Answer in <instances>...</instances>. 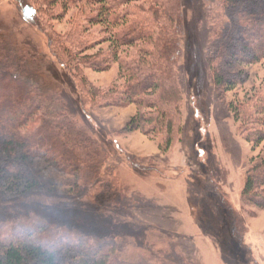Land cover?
Masks as SVG:
<instances>
[{
    "label": "rangeland",
    "instance_id": "rangeland-1",
    "mask_svg": "<svg viewBox=\"0 0 264 264\" xmlns=\"http://www.w3.org/2000/svg\"><path fill=\"white\" fill-rule=\"evenodd\" d=\"M18 1L0 0V103L16 91L25 93L31 107L26 138L35 142L49 137L61 149L48 151L45 158L29 155L15 162L0 141V224L7 228L36 217L93 240L115 239V233L123 232L129 240L127 259L134 262L153 261V250L169 264H264V208L241 197L245 172L253 158L264 154V141L248 142L230 108L232 102L238 105L264 95V59L250 64L237 56L224 58L219 62L223 81L213 79L209 59L216 51L213 28L218 27L220 0H180L175 68L183 96L182 131L167 152L158 148L155 135L143 130L146 107L100 106L83 92L78 77L55 57L46 32L24 18ZM149 3L139 4L146 8L140 18L148 19ZM96 7V39L109 38L101 32L104 9L100 3ZM131 12L137 15L134 8ZM74 13L67 5L60 8L51 21L54 29L67 32ZM137 43L116 49L134 61L131 53H139ZM101 48L112 49V42L88 52ZM84 74L102 89L130 78L119 62L105 70L85 67ZM227 82L234 88L228 89ZM53 111H64V117ZM79 136L86 138L83 146L64 145L68 137ZM95 148L98 160L100 155L103 159L100 175L106 182L111 174L119 176L122 189L111 192L107 185L108 201H99L94 209L73 190L81 178L74 162L80 169L90 167L93 161L86 154ZM20 162L25 163L24 172L15 166ZM50 197L56 200L44 201ZM226 200L248 226L245 245L232 235ZM4 251L0 243V256Z\"/></svg>",
    "mask_w": 264,
    "mask_h": 264
},
{
    "label": "trees",
    "instance_id": "trees-1",
    "mask_svg": "<svg viewBox=\"0 0 264 264\" xmlns=\"http://www.w3.org/2000/svg\"><path fill=\"white\" fill-rule=\"evenodd\" d=\"M31 1H18L24 18L46 32L55 57L67 71L78 77L75 80L82 86L83 92H87L91 100L100 106L137 103L146 107L143 113V130L147 134L155 135L161 151H170L180 139L182 131L180 109L183 96L175 68L180 50V0ZM146 2H150L148 19L140 18L145 15L146 8L139 4L145 5ZM97 3L102 5L105 16L101 32L109 34V38L106 36L96 39L98 31L94 26L99 17ZM64 5L72 7L75 13L69 30L59 33L51 21ZM131 8L135 9L136 16ZM216 15L218 27L213 28L216 51L209 59V64L213 79L219 83L224 79L219 67L222 59L237 56L250 64L264 59V0H220ZM41 20H44V24ZM109 40L112 42V49L101 48L92 53L88 52L97 44ZM135 42L140 44L137 45L140 48L139 53H131L136 59L134 61L123 57L116 49L122 45H134ZM114 62H119L121 68L130 73L125 84L102 89L85 77V67L105 70ZM228 84V89L235 86L234 83ZM253 100L238 105L232 102L230 108L235 120L244 126L246 140L253 145H260L264 141V95ZM30 109L23 92L16 91L0 103V141L3 140L1 147L15 162L21 159L24 161L29 155L45 158L48 151L53 153L61 149L60 143L49 137H41L35 142L26 138L25 119ZM53 112L58 118L64 117V111ZM84 140V136L76 139L68 137L64 145L79 144L80 147L86 142ZM86 156L93 164L80 169L79 164L74 162V168H79L81 178L73 191L75 194H83L81 198L84 203L95 209L99 206V201H108L105 200L107 185L114 190L111 192H118V189H122V184L119 176L115 174H111L107 182L100 175L103 159L100 155L98 160L97 148ZM256 159L253 158L245 172L241 197L245 202L264 208V154ZM15 166L23 168L24 172L25 163H16ZM52 200L56 199H44L45 202ZM109 202L112 205L116 203L112 199ZM226 205L231 213L232 235L240 245H245L244 237L248 226L244 217L228 200ZM14 223L7 228L0 224V243L5 246V251L0 256V264H169L153 250V261L128 260L129 240L123 232L115 233L117 240H93L77 231L65 230L54 224L47 225L44 220L36 217L26 218L16 225Z\"/></svg>",
    "mask_w": 264,
    "mask_h": 264
}]
</instances>
